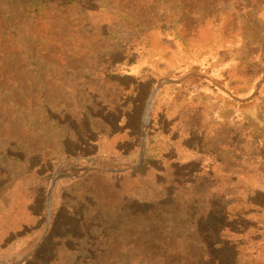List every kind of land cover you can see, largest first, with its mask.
<instances>
[{"label": "rangeland", "instance_id": "obj_1", "mask_svg": "<svg viewBox=\"0 0 264 264\" xmlns=\"http://www.w3.org/2000/svg\"><path fill=\"white\" fill-rule=\"evenodd\" d=\"M0 264H264V0H0Z\"/></svg>", "mask_w": 264, "mask_h": 264}, {"label": "water", "instance_id": "obj_2", "mask_svg": "<svg viewBox=\"0 0 264 264\" xmlns=\"http://www.w3.org/2000/svg\"><path fill=\"white\" fill-rule=\"evenodd\" d=\"M147 114H148V111H146V116H145V118H144V122H145V123L147 122ZM144 126H145V124H144Z\"/></svg>", "mask_w": 264, "mask_h": 264}]
</instances>
